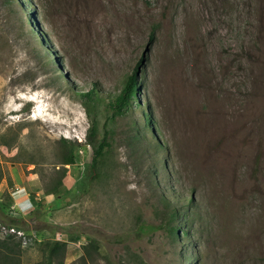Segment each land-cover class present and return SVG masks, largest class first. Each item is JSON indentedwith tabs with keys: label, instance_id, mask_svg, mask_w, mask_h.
Wrapping results in <instances>:
<instances>
[{
	"label": "rangeland",
	"instance_id": "374dc122",
	"mask_svg": "<svg viewBox=\"0 0 264 264\" xmlns=\"http://www.w3.org/2000/svg\"><path fill=\"white\" fill-rule=\"evenodd\" d=\"M26 2L57 66L29 38L27 12L23 25L0 0V203L12 212H0V237L1 219L16 216L20 262L48 264L46 243L59 240L51 264H124L133 252L182 264L157 226L160 196L176 205L192 193L196 264H264V0ZM139 61V106L126 114L81 95L118 92ZM92 121L109 145L89 179ZM137 129L158 148L148 154ZM62 138L80 144L69 169ZM62 166L70 192L47 202Z\"/></svg>",
	"mask_w": 264,
	"mask_h": 264
},
{
	"label": "trees",
	"instance_id": "16d2710c",
	"mask_svg": "<svg viewBox=\"0 0 264 264\" xmlns=\"http://www.w3.org/2000/svg\"><path fill=\"white\" fill-rule=\"evenodd\" d=\"M3 3L11 9V11L16 14V8H19V22L23 25H27V19L29 23V27H27L28 36L30 39H32L35 42V45L37 47V50H39L51 63V67L49 66V70H54L55 66H57V61L51 59L48 57L46 52L50 54L48 51H50V48L46 49L45 46V39L43 33H41L39 30H37L38 26L35 24V21L33 20V14L30 15L28 11V4L26 0H3ZM27 12V19L25 17V13ZM23 30H24V26ZM41 34V38L38 34ZM45 41V42H44ZM46 51H44V50ZM48 50V51H47ZM141 61L138 62L137 66L134 68V71L131 75L126 76V78L123 80L122 85L120 86V89L118 92H115L113 94H108L107 96H102L99 94L98 90L95 88V86L91 90H87L85 92H82V96L84 97L85 101L87 102H98L100 100H104L106 102L107 107L114 109V112L119 115L126 114L132 106L136 103L139 106L138 102V89L141 85V83L138 81L137 78V72ZM53 65V66H52ZM54 67V68H53ZM58 69V67H57ZM135 102V103H134ZM143 112L146 113V121L144 127L146 125L151 124V117L148 113V110H144ZM152 136V135H151ZM133 138L137 141L138 144H141L147 148L146 152L149 154V147L158 148V142H154V145L152 143V140H148L146 137H144L143 133L140 132L138 129L133 133ZM153 138V136H152ZM146 139V141H144ZM62 146L60 151V163L61 164H75L79 162V158L76 154L77 146L80 145L78 143L72 142L69 139L62 138L61 139ZM146 142V143H145ZM86 144L90 145L92 148V157L91 162L89 164L91 168V172L89 174V179L93 178L95 173L97 172V169L99 168L100 163L103 160L104 154L107 149H105L109 144L105 139H98L97 137V127L94 121H92L91 126L87 129L86 132ZM9 146L11 144L8 143ZM149 145V146H148ZM160 159H157L156 162H159ZM65 168L62 166L58 171H56V174L58 172V176L52 177L50 180V183L46 184L45 187V194H53L55 196H58V192L60 189H62L63 194H68L70 191L66 189V187L63 186L62 178L64 175ZM155 172H158L157 165L152 169L150 172V182L156 183L155 179ZM81 177V175H79ZM77 181V179H76ZM78 186H81V183H78ZM163 193V192H162ZM192 193L188 198L184 197L183 202L181 204H173L170 199L164 198L163 195L160 196V202L162 204V220L157 225L159 228H162L166 231L168 238L170 239V242L177 247L178 251L177 254L179 256V260L182 262V264H196L199 260V253L195 254L194 251V244L191 240V223L193 221V218L191 217L192 208H196L197 203L194 198L191 197ZM37 204V203H36ZM38 205V204H37ZM35 206V208L37 207ZM39 206V205H38ZM34 208V210H35ZM0 212L5 216L12 213L9 209V211H5V206L3 203H0ZM1 225H6L7 227H14L18 230H22L21 226H19V222L16 219V216L12 215L8 218V221L5 222V219H1ZM14 234L6 233V237L1 239L0 237V264H23L20 262L19 259V248L21 244V240L15 241ZM65 242L55 240L52 242H47L46 246L48 247V264H51V259L58 255V252L60 250H63L65 247ZM89 246L91 248L95 249L97 246L90 242ZM17 248V249H16ZM123 262V261H122ZM61 263V262H60ZM145 264L142 257L137 253H129V256L125 259L124 264ZM121 264V263H120Z\"/></svg>",
	"mask_w": 264,
	"mask_h": 264
},
{
	"label": "crops",
	"instance_id": "0c3cea01",
	"mask_svg": "<svg viewBox=\"0 0 264 264\" xmlns=\"http://www.w3.org/2000/svg\"><path fill=\"white\" fill-rule=\"evenodd\" d=\"M37 194H39V193H37ZM45 198H46L45 200L47 202L52 201V199H51L52 197L50 196V194L48 196L46 195ZM16 200H18L17 202H20V204L25 207L23 210H27L26 211L27 214H29V213H31V211H33V206H32V203H31V198L28 197L27 192H26V194L19 195L16 198ZM23 212H25V211H23Z\"/></svg>",
	"mask_w": 264,
	"mask_h": 264
},
{
	"label": "built area",
	"instance_id": "2783aa9c",
	"mask_svg": "<svg viewBox=\"0 0 264 264\" xmlns=\"http://www.w3.org/2000/svg\"><path fill=\"white\" fill-rule=\"evenodd\" d=\"M79 155V154H78ZM79 163V162H78ZM78 163H75V165L77 166L78 165ZM80 164V163H79ZM67 167V168H66ZM66 169H69V167H70V164H66ZM67 175H69L70 174V171L69 170H67L66 172H65ZM19 195H22V193H20V190L19 189H16V190H14L13 191V193H12V197L13 198H17ZM7 232H9L10 234H14V233H16V234H20V232H21V230H18V229H16V228H14V227H5L4 228Z\"/></svg>",
	"mask_w": 264,
	"mask_h": 264
}]
</instances>
